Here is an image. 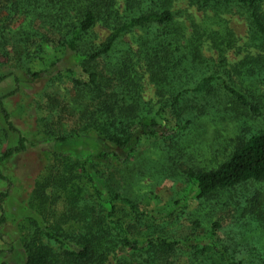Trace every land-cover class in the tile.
<instances>
[{
	"label": "rangeland",
	"instance_id": "374dc122",
	"mask_svg": "<svg viewBox=\"0 0 264 264\" xmlns=\"http://www.w3.org/2000/svg\"><path fill=\"white\" fill-rule=\"evenodd\" d=\"M170 1L168 5L178 21L175 26L179 29L180 50L185 56L184 75L195 80L212 69L213 75L245 94L250 105L227 94L217 79L185 95L182 117L192 113L194 119L187 130L167 139L143 137L127 164L118 170L100 167L94 177L107 190L129 198L140 211L162 214L156 219L138 218L125 203L118 202L117 216L131 237H212L218 247L226 248L244 264H261L264 184L252 183L196 198L187 173L190 169L216 168L231 156L240 139L264 130V40L253 36L250 12L241 3ZM117 2L121 11L123 2ZM21 3L0 0V75L5 77L0 81V95L6 96L5 108L17 128H8L0 110V152L14 146L20 134L27 139L26 151L1 163L10 183L0 179V193L8 191L5 222L0 224V263L10 264H25L27 260L22 237L30 219L60 227L65 233L83 228L78 216L66 214L71 206L69 181L82 203L91 200L92 184L81 162L88 153L108 146L81 130L76 72L64 71L41 79L30 76L49 68L54 71L52 63L58 60L65 67H79L75 56L64 54L55 27L40 18H25ZM258 9L264 17V0H260ZM94 31L98 42L110 33L101 26ZM139 34L135 31L122 38L114 61L128 63L124 85L127 89L133 86L137 96L155 111L162 105L169 106L170 101L157 93L147 72L139 54ZM136 69L138 72H133ZM176 109L169 106L166 115L177 122L181 118L175 117ZM58 135L76 139L54 141L52 137ZM257 191L263 202L256 210L258 214L249 220L246 209ZM110 245L106 264H142V258L121 242ZM179 263L187 264V260L183 258Z\"/></svg>",
	"mask_w": 264,
	"mask_h": 264
},
{
	"label": "trees",
	"instance_id": "16d2710c",
	"mask_svg": "<svg viewBox=\"0 0 264 264\" xmlns=\"http://www.w3.org/2000/svg\"><path fill=\"white\" fill-rule=\"evenodd\" d=\"M25 18L42 19L55 27L64 54L76 57L79 70L52 63V68L34 72L30 76L46 78L64 71L76 72L75 88L79 92V120L81 130L92 139L106 143V149L90 152L81 162V168L92 184L91 200L81 202L73 182L69 194V217L78 216L83 228L65 233L62 228L49 223L39 224L30 219L28 230L22 237L26 250L25 264H106L112 243L121 242L142 258V264H244L226 248L218 247L210 238L185 237L170 240L165 237L139 240L131 237L121 223L118 202L125 203L138 218H160L161 213L140 211L126 196L107 190L95 179L100 167L118 170L127 164L139 147L143 137L172 138L187 130L194 122L192 113L183 118L185 95L205 85L221 81L227 94L243 105H250L245 94L226 80L208 73L198 79L184 75L185 56L180 50L178 21L168 5L170 0H122L119 10L117 0H21ZM201 3L238 2L250 12L253 36L264 40V17L259 12L260 0H199ZM97 26L110 30L108 37L97 41ZM176 27V28H175ZM138 31V48L157 93L170 102L176 122L166 115L168 104L153 110L137 96L135 88L124 85L130 66L126 61H114L117 45L122 38ZM1 34V28H0ZM190 61V60H189ZM192 63L196 64L193 60ZM133 72L137 73L138 69ZM213 72V71H212ZM215 74V73H214ZM5 77L0 75V81ZM126 88H125V87ZM5 95H0V110L8 128L17 131L4 105ZM254 110H257L255 107ZM192 111V110H191ZM199 113H203L200 109ZM79 134L76 135L78 137ZM72 135L52 137L54 141L67 143L75 140ZM27 139L20 134L14 146L0 152V179H9L1 170V163L26 151ZM90 168H93L92 172ZM187 178L196 198H204L215 191L264 184V130L240 139L231 156L216 168L190 169ZM105 188H103V187ZM67 190V188H66ZM42 193V191H39ZM8 191L0 193V224L5 222L4 201ZM262 195L256 192L246 209L249 220L254 218L262 205ZM85 229V230H84ZM123 229L121 235L120 230ZM162 259V260H161ZM264 264V254L261 259ZM0 264H10L1 262Z\"/></svg>",
	"mask_w": 264,
	"mask_h": 264
}]
</instances>
